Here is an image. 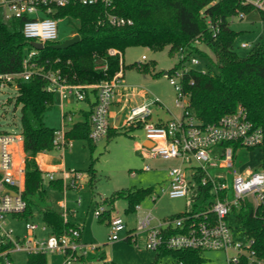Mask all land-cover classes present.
<instances>
[{
  "label": "built area",
  "instance_id": "built-area-1",
  "mask_svg": "<svg viewBox=\"0 0 264 264\" xmlns=\"http://www.w3.org/2000/svg\"><path fill=\"white\" fill-rule=\"evenodd\" d=\"M81 6H102L106 11V17L110 25L121 27L132 25L130 19L116 14L115 0H0V13L7 21L23 20L22 31L24 37L30 42L45 44H58L59 30H57V12L72 2ZM215 0L212 4L216 3ZM242 6L254 7V10L264 13V0H240ZM239 20L245 18V14L238 13ZM68 17V16H67ZM66 17V18H67ZM264 21V16L261 18ZM210 26V20L207 22ZM73 37V36H72ZM195 45L200 42L195 40ZM242 48H249L250 44L242 43ZM39 50L32 47L22 60V69L8 74H0V90L17 85L18 79L28 81L34 76H40L48 82L47 92L53 93L64 102L72 98L76 101H92L90 108L91 133L90 138L94 143L108 136L110 129L114 128V120L110 118V109L116 99V93L122 86L121 72L111 80H104L97 84H81L75 81V77L63 75L59 69L46 70L38 63ZM109 55H122L121 51L109 50ZM146 56H142L145 60ZM179 61L183 64L174 69L170 75H166L174 86L176 106L182 110L180 117L167 122H153L152 106L161 108L159 99L150 103L139 104L132 107L129 104L121 107L122 119L118 127H137L141 124L145 139L152 146L144 147V158L164 160H176L178 165L173 166L168 172V195L173 197H188L193 195V205L190 211L174 215L164 219L148 212H142L137 224L128 229L124 218L115 216L109 223V240H119L120 234L127 231L135 241L138 235H144V247L147 250L158 253L167 248L170 250H209L223 251L226 255V264H264V259L258 257L254 239L248 238L236 216L237 209L250 202L254 209H264V167L258 169H245L238 172L232 169L235 152L240 149L257 150L262 154L264 132L261 127L254 125L241 105L234 113L222 116L214 123L203 124L188 106V95L183 93L182 81L184 75L193 68L198 69L201 59L196 54H188L182 50ZM141 63V62H139ZM107 65L102 64L99 70H106ZM199 70V69H198ZM202 73L205 70H199ZM61 108L62 126L55 129L54 146L56 149L71 146V140L65 139V133L75 121L74 111L64 112ZM23 150V132L19 134L2 131L0 133V239L1 243L11 242L12 247L1 256H9L13 251L27 253H44L45 255L63 257L62 264H111L108 258H99L101 246L92 243L86 244L81 232L77 229L70 230L61 236H55L45 223H36L32 219L25 220L27 236L22 240H15L12 231L8 228L7 218L19 219L27 210L28 203L23 197L25 190L24 167L22 160H17L16 148ZM215 148H222L219 153L221 163L212 160V154L218 159ZM228 168V173L233 179L229 183L227 177L213 176L209 168ZM146 166L145 170H151ZM188 172L189 175H188ZM62 181L65 188H76L82 180V174L78 171H63ZM49 181H54L53 173H46ZM200 178V182L197 179ZM199 185L209 187L212 194L208 203L194 207L198 198ZM157 200V196L153 197ZM104 211V210H103ZM102 212V208L95 211L96 217ZM141 207L136 206L138 215ZM234 217L238 226L232 227L230 218ZM264 218V216H263ZM48 232L43 237L37 236V232ZM91 258L89 262H81V258ZM8 263L10 261L7 258Z\"/></svg>",
  "mask_w": 264,
  "mask_h": 264
},
{
  "label": "trees",
  "instance_id": "trees-1",
  "mask_svg": "<svg viewBox=\"0 0 264 264\" xmlns=\"http://www.w3.org/2000/svg\"><path fill=\"white\" fill-rule=\"evenodd\" d=\"M115 0L116 14L132 20V25L114 27L109 24L106 11L100 6H81L72 2L58 10L57 18L70 17L79 21L76 34L81 41L79 44L61 50L56 44H45L39 50L37 60L46 70L59 69L67 77H75L81 84H97L111 80L121 70L127 68L119 55H109L110 49L124 52L128 47L142 46L151 51H163L169 47V53L180 56L185 50L188 54H196L214 63V73H202L196 68L190 69L182 81L183 93L188 95L187 108L203 123H214L227 114L234 113L241 105L246 109L250 121L263 129L264 132V45L257 43L245 57L239 56L234 45L240 34L231 28L229 19L243 13L253 12L254 7L242 6L240 0ZM261 18L264 13L260 12ZM210 20V26L207 22ZM23 20L7 21L0 13V74L14 73L22 69V60L32 49L31 43L24 37ZM200 42L206 50L195 45ZM210 51L214 55L211 59ZM101 61L98 65L97 61ZM106 64V70L98 67ZM183 61L172 67L164 74L179 68ZM155 65V64H153ZM152 65V66H153ZM139 71L151 73L149 65L136 63L130 66ZM129 67V68H130ZM154 77L159 73H153ZM48 82L40 76H34L25 81L18 79L16 85L15 108L21 106V131L23 132L24 183L23 197L28 203L27 210L20 216L32 219L41 216L43 223L55 236H61L70 230L77 229L83 235V228L71 223L52 206H42L46 203L47 191L44 187V172L37 163L41 153L52 152L55 148V129L49 128L45 122V114L54 103L53 93L47 92ZM90 107L80 111L82 120L73 123L65 133L67 141H86L89 147L95 143L90 138L91 122ZM141 128L129 127L130 130ZM117 128H111L109 138L117 136ZM264 142V141H263ZM264 167V143L262 145ZM89 181L95 182L93 165L88 169ZM54 189H65L62 180L50 181ZM200 182V178L197 179ZM209 187L199 185L198 198L194 207L208 203L212 194ZM154 194L153 188L122 189L106 198L104 203L110 209L102 211L97 217L99 222L109 225L113 218L112 211L119 199L127 201L126 214L135 213L136 206L147 196ZM181 214V213H180ZM180 214H176L177 216ZM236 216L248 238L254 239L259 259H264V209L255 210L248 202L240 206ZM125 240L131 241L130 236ZM12 247L11 242L1 243L0 254ZM99 258L106 259V253L100 248ZM171 256L178 264H207L200 250H170L163 248L158 251L155 263L162 256ZM91 258H81V262H89ZM111 264L114 262L110 261ZM26 264H48L44 253H28Z\"/></svg>",
  "mask_w": 264,
  "mask_h": 264
},
{
  "label": "rangeland",
  "instance_id": "rangeland-1",
  "mask_svg": "<svg viewBox=\"0 0 264 264\" xmlns=\"http://www.w3.org/2000/svg\"><path fill=\"white\" fill-rule=\"evenodd\" d=\"M259 18L260 12L253 10L242 21L239 20L237 15L229 19L231 28L240 32L237 36L234 50L241 57H245L251 52L256 45V41L261 40L264 43V23H260ZM253 20L255 22L250 24ZM78 26L79 21L77 19L70 17L57 18L58 41L62 43L76 35ZM243 42L250 44V47L242 48L241 44ZM200 48L206 50L204 46H200ZM207 52L210 58L215 60L214 55L210 51ZM143 55L146 56L145 60H142ZM119 57L122 58L127 67L124 71L125 76L122 85H125L123 87L124 92L128 93L129 96L127 97L128 101H122L123 106L128 103L130 106L136 107L139 104H143L144 99L151 98L154 100L157 98L163 105L159 113L164 119L170 116L167 110L173 111L178 117L181 115L182 110L175 103L174 86L164 74L179 61L177 55L169 53V47H166L163 51H151L149 48L142 46L128 47ZM200 59L201 64L198 69L214 73V63L207 58ZM97 62L98 65L101 64V61L98 60ZM139 62L149 65L151 73H144L139 71L137 67H130ZM153 73H159V75L154 77ZM16 96L15 84L0 90V133L2 131L14 134L20 133L21 106L15 108ZM54 97V103L45 114L44 122L51 129H60L62 126L60 108L62 101L59 97ZM62 106L64 112L74 111L77 114L75 121L82 120L80 111L88 108L87 101L78 102L74 98L69 100V102H64ZM152 111H154L153 117H155L158 112L156 105L152 106ZM114 116L115 113L110 111V118L112 119ZM117 129L116 137L109 138L106 136L96 142L95 146H93L94 148L89 147L86 141L73 140L70 147L54 149L52 152L46 153V156L50 158V164L55 165L54 180H62L63 171H78L83 178L78 187L60 190L52 187L51 182L46 177V172H44L43 182L48 200L42 206H52L66 216L71 223L74 222L82 226L84 232L82 235L83 241L86 244L92 243L101 246L106 253V258L111 259L114 264H154L157 253L144 247L143 234L136 236L135 241L131 240L129 242L125 240L127 231H124L120 234L119 240L111 241L109 240L111 232L109 226L107 223L98 221L95 211L98 208H102V211L109 210L110 207L107 203H104V200L110 198L114 193L122 191V189L153 188L154 194L145 197L140 202L141 212L139 215L125 213V208L127 207L125 199H119L116 202L112 211L113 217L124 218L128 223V227H130V225L135 226L137 224L142 212L151 211L156 218L164 219L190 211L193 205V195L192 192L189 193L188 197L171 198L168 195V172L173 166L178 165L179 162L161 158H144L142 141L145 138V134L142 128L130 130L121 126ZM222 150V148H215L218 159L214 157V153L212 154V160L218 164L222 162L219 158V153ZM22 154L23 151L17 147L16 158L20 159ZM233 160L232 169L238 172H244L245 169H259L262 163V154L259 149H240L235 152ZM92 165L96 172L93 185L89 181L88 173V169ZM148 165L152 168L149 171L145 170ZM228 170L230 169L209 168L213 176L227 177V182L230 183L233 177L228 173ZM154 196H157L156 201L153 200ZM37 214L36 212L33 221L42 224L41 216H37ZM230 224L232 227L238 226L234 217L230 218ZM7 225L12 231L15 240H22L23 237L28 235L24 219L19 220L8 217ZM46 234L48 235L49 233L37 232L38 237H43ZM27 255L26 251H13L6 257L0 255V264H26ZM203 257L207 264H226V255L223 251H205L203 252ZM7 258L10 263H8ZM47 261L48 264H62L63 257L59 254L57 256L47 255ZM156 264L178 263L171 256L166 255L160 257Z\"/></svg>",
  "mask_w": 264,
  "mask_h": 264
},
{
  "label": "crops",
  "instance_id": "crops-1",
  "mask_svg": "<svg viewBox=\"0 0 264 264\" xmlns=\"http://www.w3.org/2000/svg\"><path fill=\"white\" fill-rule=\"evenodd\" d=\"M244 19V18H243ZM242 19V20H243ZM241 20V21H242ZM259 21H260V23H264V21H262V19H261V15H260V18H259ZM255 22V20H253V21H251V23L250 24H253ZM243 43H247V42H243ZM256 44L257 43H262L263 45H264V43H263V41H261V40H258V41H256L255 42ZM121 72V75H122V78H124V76H125V72L124 71H120ZM125 86V85H124ZM123 85L121 86V87H119V89H118V91H117V93H116V99H115V102L113 103V105L111 106V109H110V111H112V112H114L115 113V116L112 118L113 120H114V128H119L118 126H119V124H120V121H121V119H122V112H121V107L123 106V104H122V101L123 100H125V101H128L127 99V97L129 96L128 95V93H125L124 92V87ZM91 101V100H90ZM144 101V103H150V102H152L153 100L151 99V98H147V99H144L143 100ZM92 102V101H91ZM128 104V103H127ZM162 104V103H161ZM87 105H88V108L86 109V110H88L89 109V107H90V102L89 101H87ZM163 106V105H162ZM162 106H161V108H162ZM160 107H157V105H156V109H157V114H156V116L155 117H153L152 116V121L154 122H167V121H170L171 119H173V118H176V117H178L177 116V114H174L173 113V111H169V110H167L168 111V114H170V116H169V118H166V119H164L162 116H161V114L159 113L160 112V109H161ZM86 110H81V111H86ZM76 114V113H75ZM153 114H154V111H153ZM77 115V114H76ZM81 115V114H80ZM120 117V120H119V122H118V126H116V122H117V119ZM179 117H180V115H179ZM76 121H81V120H76ZM149 143V144H148ZM151 143L150 142H148L145 138L143 139V141H142V145L144 146V147H150L151 145H150ZM23 151V154H22V157L20 158V159H17L18 161L19 160H22V166L24 167V159H25V151H24V149L22 150ZM46 153H48V152H45V153H41V154H39L38 155V157H37V163H38V166L40 167V169L43 171V172H46V173H53V174H55V165H51L50 164V158H48L47 156H46ZM61 172H62V170H61ZM64 185H65V183H64ZM65 189H67V188H65ZM133 214H136V215H138V213H133ZM67 218V217H66ZM69 220V219H68ZM77 224V223H76ZM128 224V223H127ZM77 225H79V224H77ZM80 226V225H79ZM80 227H82V226H80ZM134 227V225H130V227H128V229H130V228H133ZM83 228V227H82ZM84 233V232H83ZM109 259V258H108ZM27 260V259H26ZM110 261H112L111 259H109ZM54 262V261H53ZM113 262V261H112ZM55 264V263H54Z\"/></svg>",
  "mask_w": 264,
  "mask_h": 264
},
{
  "label": "water",
  "instance_id": "water-1",
  "mask_svg": "<svg viewBox=\"0 0 264 264\" xmlns=\"http://www.w3.org/2000/svg\"><path fill=\"white\" fill-rule=\"evenodd\" d=\"M80 41H81V39H80L79 35L76 34L73 37L68 38L66 41H63L62 43L56 44L55 47L58 49H61V50H67L68 48L73 47L76 44H79ZM31 47H35L38 50L44 49V46L41 43H36V42L31 43ZM119 120H120V117L117 119L116 126H118Z\"/></svg>",
  "mask_w": 264,
  "mask_h": 264
}]
</instances>
